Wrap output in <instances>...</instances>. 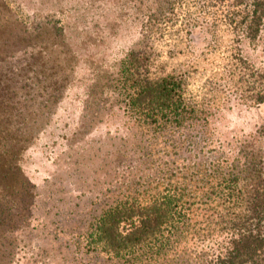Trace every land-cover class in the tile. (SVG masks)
<instances>
[{"label": "rangeland", "instance_id": "1", "mask_svg": "<svg viewBox=\"0 0 264 264\" xmlns=\"http://www.w3.org/2000/svg\"><path fill=\"white\" fill-rule=\"evenodd\" d=\"M182 1L142 22L129 0H0V145L25 146L5 180L15 208L0 207V264H161L85 238L113 206L192 189L256 155L261 45L222 18L229 1ZM129 51L141 74L181 78L184 110L129 111Z\"/></svg>", "mask_w": 264, "mask_h": 264}, {"label": "trees", "instance_id": "2", "mask_svg": "<svg viewBox=\"0 0 264 264\" xmlns=\"http://www.w3.org/2000/svg\"><path fill=\"white\" fill-rule=\"evenodd\" d=\"M208 1L192 0V5L207 7ZM227 1L222 18L237 38L258 42L264 53V0ZM182 2L129 0V9L134 8L142 22L169 19L168 11ZM133 55L129 51L120 62L127 65L129 111L153 119L184 110L181 78L174 74L149 78L133 66ZM253 100L264 101V92ZM257 136L258 152L253 155L251 150L241 169H218L192 189L178 192L169 186L147 200L113 206L92 224L85 246L161 264H264V123ZM18 141L0 145V207L6 214L15 208L5 180L18 170V151L25 147L16 146Z\"/></svg>", "mask_w": 264, "mask_h": 264}]
</instances>
